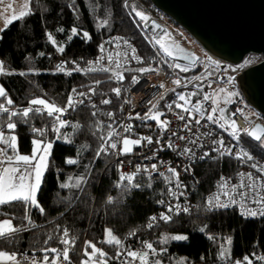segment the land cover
Returning a JSON list of instances; mask_svg holds the SVG:
<instances>
[{
	"label": "trees",
	"instance_id": "1",
	"mask_svg": "<svg viewBox=\"0 0 264 264\" xmlns=\"http://www.w3.org/2000/svg\"><path fill=\"white\" fill-rule=\"evenodd\" d=\"M142 1L150 6L155 15H160L149 0ZM29 4L31 14L14 20L0 35L3 37L0 39V61L6 71L12 73L0 75V84L7 93L6 98L0 97V103L9 108V113H0V131L6 138L12 135L17 137L19 154L22 155H31L33 139L51 141L53 147L37 195L45 213L41 215L38 209L30 208L32 224L29 225L28 220L23 219L25 210L22 205L13 203L0 206V221L11 219L15 227L23 229L11 238V242L0 239V251L15 252L17 256L44 255L43 249L48 247L62 251L63 245L59 243L58 237L67 228L70 236L76 238L75 247L70 251L72 264H81L87 259L84 255L85 241H91L107 252L108 257L105 259L108 264H123L124 255L117 259L116 247L103 242L106 238L105 229H111L126 249L142 251L144 241L152 243L157 251L166 249L161 255L149 258L150 262L160 259L162 264H180L181 261L183 264H235L236 261L246 264L243 258L248 256L253 264H264L255 259L256 256H264V217L244 218L233 210H205L206 199L217 179L230 172L233 163L229 160L213 158L196 164L194 170L199 185L191 192L197 204L196 209L185 214H173L172 221L167 224L158 220L149 229V218L158 217L163 211V205L157 201H165L167 183L163 179L152 178L149 181L147 176L139 175L136 176V182L141 184V188L131 191L123 185L118 188L116 185L121 174L114 158L104 154L98 159L95 156L102 143L99 137L106 136L109 130L107 125L111 123L116 130L121 122L120 109L124 95L134 86L132 76L140 78L147 73L123 71V95L117 97L112 91L117 86L109 73H80L73 69L93 59L101 40L113 35L133 42L143 60L142 64H133L126 69L149 65L157 67L149 38L132 11V6L137 8L135 0H127V8L124 6L125 0H30ZM73 27L77 28L79 34L69 41L67 37L71 35ZM83 32H87L91 39L82 38ZM48 34L53 36L58 45L65 47L63 54L58 53L48 41ZM61 63L66 71L72 72L71 75L56 71L57 65ZM20 72L26 75L21 76ZM97 80L100 81L98 86L95 83ZM205 82V79H198L192 85L170 91L159 102L157 110H163L168 100L178 102L177 93L187 96L197 92L198 95L191 98L190 104L194 105L201 99V91L197 86L202 88ZM73 88L78 93H89V89L94 88L95 94H90V98L79 97L72 93ZM70 95L85 102L75 105V110L68 108L63 114L61 118L68 124L60 129V139L56 138L57 133L52 130L56 121L46 112L42 115L30 113L26 123L20 115L12 117L11 122L17 126L14 131L7 129L10 112H22L30 106L31 99L43 98L57 106L66 107ZM9 98L13 101L12 105L7 104ZM102 99H109L111 103L103 105L100 103ZM94 111L97 112L96 116L92 115ZM108 112L114 114L112 120L108 119ZM256 116L260 123H264V117L257 112ZM76 124L79 128L74 129L72 125ZM143 127L155 131L146 125ZM33 128L41 129L43 135L34 133ZM64 137L70 138L71 143H66ZM239 144L254 158L264 161V147L247 135L240 137ZM2 148L6 146L2 144ZM6 150L9 155L12 154L11 149ZM69 158L76 159L78 163H66ZM81 176L85 181L81 184L82 190L72 187ZM62 183H68L70 187L61 188ZM149 183L151 188L148 187ZM109 196L113 197L111 204L106 202ZM201 228H205V231L201 232ZM133 231L136 235L129 238V233ZM49 235L53 239L45 244ZM173 235H185L188 239L160 243L164 236ZM209 236L213 239H208ZM222 248L229 250L224 260L219 258ZM48 255L50 259L53 256L51 253Z\"/></svg>",
	"mask_w": 264,
	"mask_h": 264
},
{
	"label": "snow or ice",
	"instance_id": "2",
	"mask_svg": "<svg viewBox=\"0 0 264 264\" xmlns=\"http://www.w3.org/2000/svg\"><path fill=\"white\" fill-rule=\"evenodd\" d=\"M0 3H3V0H0ZM125 8L129 7L127 4V0H125ZM10 8L11 5H8ZM24 7L26 9H29V11H20L19 15H13L11 19H5V29L16 19H22L26 17L27 15L31 14L30 11V4H25ZM132 11L135 13V16L139 18L140 21H147L149 18L141 11L136 10L135 6H132ZM154 27L159 28V25H155ZM3 31V30H0ZM60 31H64L63 29H60ZM78 30L76 27H73L71 29V35L67 37L69 41L72 40L74 36H77ZM167 34L165 35H158L154 36L152 38V42L154 45H158L157 53H163V62L168 64L170 68L173 70L179 69L180 72H188L190 68L192 67L191 64L189 65H182L180 63H175L176 60L187 58V55L182 48H180L179 45L170 44L168 40L165 38ZM3 37L0 36V39ZM82 38L86 40H90L91 37L87 32L82 33ZM47 39L51 44L56 48V51L58 53L63 54L65 51V47L63 45H58L57 41L53 38L51 34H48ZM123 40L122 37H114L110 41H106V43H112L115 41L116 47H120V41ZM123 43L128 47V49L131 52V59L137 61L138 63H143V60L141 57L136 55V49L132 47L127 40H123ZM100 51L104 52L105 48L104 45H99ZM43 55V53H41ZM119 57H123V63H121V60ZM104 59V57H100L99 60L96 61V64L99 65L100 62ZM109 64L105 67H89L88 69H81L80 67H75L73 71L81 72V71H87V72H95V71H103L105 73L111 72L112 75L119 81H123L124 75L123 71H136L140 74L149 73V72H155L159 74L160 68L156 67L153 68L150 65L147 67H141L138 69H126L124 68V64L128 62V52H117L116 58L109 55L107 57ZM75 63V62H73ZM91 63V62H90ZM192 63H196V58L192 57ZM57 72H64L67 75H71V71H66L65 66L63 63L58 64L56 68ZM0 74H6L11 75L12 73L9 71H6L4 64L2 61H0ZM19 75L24 76L26 73L20 72ZM211 73H209V76ZM199 79V78H198ZM132 83L136 84L139 83V78L137 76H132L131 78ZM96 85L98 86L100 81L97 80ZM173 83L179 87L182 83L180 79H175ZM186 86V85H185ZM211 87V84L208 85ZM160 88H165L164 84L159 85ZM199 88V91H203L200 86H197ZM112 91L115 93L117 97L121 94L120 88H113ZM170 91L175 92V88L170 89ZM72 93L76 94L79 97H85L90 98V94H95V89L91 88L89 89V93L85 92H77V89L73 88ZM220 93H224V104H227L233 96L236 95L235 92L226 91L224 88H220L219 92L213 93V94H205L203 95V101L204 102H210L212 107L210 113L206 116V119L208 122L212 124L218 125L219 128L223 129L224 131H228L229 135L237 141V144H239L240 135L241 133L246 134L247 136L251 137L253 140H255L261 147H264V127H261L260 125H256L255 127H245L241 129L237 122L235 120H231L225 115V109L220 106ZM198 95L197 92H192L188 94L187 96L181 93H177V97L179 101H183V104L176 103L175 107L182 110V112H191L195 111L196 113H200V119H196L195 123L197 125L200 124L201 119H204V105L203 102L198 101L195 105L192 106V108L187 107L191 103V98L193 96ZM0 97L6 98L7 93L3 87H0ZM160 99L164 98V94L161 93ZM84 99H74L72 95L68 97L67 105L66 107H60L55 104L50 103L49 101L43 99V98H34L29 101V107L24 108L22 112L18 113L16 111H11L8 116V123H7V129L9 131H14L16 128V123L11 122L12 117L20 115L21 117L25 118L23 122H27V119L30 116V113H37V114H43L44 112L47 113V116L53 117L56 123L53 125L52 130L57 133V139H60V129L67 126L68 122L63 120L61 117L63 114L68 110V108H72L75 110V105L77 104H84ZM127 102V101H126ZM13 101L9 98L7 99V104L12 105ZM103 105H108L111 103V100L109 99H102L100 101ZM151 103V102H150ZM93 108L96 107L95 104L92 105ZM169 111L172 110V104L167 105ZM157 103H152L151 108L148 110L147 113H145L143 116H141L139 113L136 114L137 119H140L142 121L146 120H154L156 122V126L161 130V132L167 131V126L170 123L168 120H162L161 117L164 115L163 112L157 111ZM236 111H241L240 109H237ZM0 113H9V108L5 107L3 103H0ZM218 114V115H217ZM93 116L97 115V112H92ZM113 113L108 112L107 117L109 120L113 119ZM232 115H235L233 113ZM129 119H132L133 117L129 116ZM180 120H184L185 117L183 115L179 116ZM223 121V123H221ZM99 124V122H98ZM207 126V125H205ZM74 129L79 128V125H72ZM121 127L123 128L124 132L128 133L132 130V125L129 124H122ZM107 128L109 129L105 135H101L99 139L102 141L99 149L96 151L95 156L98 159L101 154L107 155L109 153V150H113L114 154L118 155H130L133 152L134 147H140L142 146V141H146L148 145L153 144V139L151 136L147 137H140L138 139H132L129 136H121L113 127V125L110 123L107 125ZM184 128L188 131H191V121L187 122L184 125ZM230 129V131H229ZM32 131L34 133H40L43 135V131L41 129L33 128ZM211 133H205V135H210ZM172 135H176V133H173ZM180 140L187 139L185 136H179ZM200 139L199 135H197L196 139H191L189 142L193 145H197L198 140ZM64 140L66 143H71L70 138L64 137ZM157 145L160 144V140L157 139L155 141ZM214 145H219V147H214L212 151L218 152L221 156L228 155L233 156L232 148H225L224 147V140L223 138L219 140L212 141ZM0 144H4L6 148H0V165L3 167L0 168V206L5 205H12L13 203H17L19 205H22L25 210V215L23 219L28 220V224L31 225L32 221L29 215V209L30 208H36L39 210L40 214L43 215L45 213V209L39 204L37 195L40 191L42 178L44 175V172L47 170L48 167V158L51 155V149L53 147V142L48 141L45 142L41 139H33L32 144V152L31 155H22L19 154L18 149V142L17 137L15 135H12L9 138H6L3 131H0ZM117 144H120L121 147L119 149L118 153H115V150L117 149ZM199 147H202L203 145H198ZM168 148H174L173 143L171 140H169L167 144ZM235 147V146H234ZM6 149H11L12 154L9 155L8 151ZM223 149V151H221ZM159 151H163V147H160L158 149ZM79 154V153H78ZM156 153L153 152L152 157H145V159H154ZM179 155L190 156L191 159L196 158V153L193 151L192 148L185 147ZM209 156L208 152H204L203 155L199 157L200 160H204L206 157ZM235 158L240 161H253L254 157L252 154H250L247 151H239L235 154ZM66 163L70 165L77 164L78 161L76 159L69 158L66 160ZM123 163L122 161L120 162ZM161 163H163L161 161ZM251 168L255 169L257 173H259V176L254 177L252 172L248 173H241V183L239 185L231 186L229 187V184L227 181L224 180L223 177H221V182L219 183L218 187L221 189L220 194H213L211 197L207 199L205 210L206 211H213L215 209H227L229 207H232L234 205H239L240 208V215L248 218V217H264V192L261 191V189H264V165L258 164V163H252ZM87 168V166H85ZM145 172L148 174V180L150 181L152 179V173L158 172L157 164H152L151 168L144 167L141 169L139 165L136 167V171L133 173H123L121 172L119 182L117 183V187H121L122 185L126 188V190L131 191L132 189H139L141 188V184L136 182V176L141 172ZM183 171L191 173L192 168L191 166H186L183 168ZM167 172L171 173L170 176H166L165 173L161 172L159 173L160 176L164 177L165 180H167L169 183H172L173 178L175 179V189L169 188L168 193L176 200L179 199V197L186 196L185 191H180V189L184 188V185L180 182V172L177 171L174 167H168ZM247 178V183L244 182V178ZM85 182L84 177L81 176L76 179L75 183L71 185L72 187H75L77 189H81V184ZM126 182V184H124ZM61 188H69L70 185L68 183H62L60 185ZM148 187L151 188V183L148 184ZM238 189H248L249 191H239ZM82 190V189H81ZM221 195L227 197L225 200H221ZM246 201H250L252 204L257 205L256 208L248 207V204ZM108 204L113 203V197L109 196L107 197ZM158 204L164 205L166 207V211H162L159 213V216H152L149 218V223L147 224V227L149 229H152L157 221H163L165 224L172 221L173 214L179 215L181 212L189 213L190 208L188 206H181L179 203L173 204V203H167L165 204L164 200H158ZM63 214V212L61 213ZM22 228L15 227L13 225V222L11 219H3L0 221V239H3L4 241L11 242V238L14 237L18 232L22 231ZM57 230L59 231V225H57ZM201 232L205 231V228L200 229ZM136 235V232L133 231L129 233V238ZM105 240L104 243L115 246L116 251V258L119 259L122 255H125L129 259H125L123 261V264H134V262L139 261V264H162V261L160 259H154L150 262L149 256L156 257L160 255L162 252L166 251V249H162L161 253H158L156 248H154L153 244L147 241L143 242V248L144 251H135L131 249H126L125 245L123 244L122 240L118 238L116 235H114L113 231L111 229H105ZM53 237L51 235L48 236L47 240H45V244L48 243V241L52 240ZM59 243L63 245L62 251L56 247H48L43 249L44 256L42 261L38 262L36 260L35 255L31 258L27 254L23 256V261L27 262V264H60V261L62 259L63 262H66V264H72L71 257H70V251L75 247V237H71L69 230L67 228H64L62 231V234L58 237ZM188 237L185 235H173V236H164L160 243L166 244L169 240L174 241H184L187 240ZM208 239H213L212 236H209ZM228 244H231V239L228 240ZM88 249H91V251H88ZM48 253L53 254L52 258H49ZM84 255L87 257L86 260L81 261V264H108L106 257H108V253L103 251L102 249L98 248L96 244L92 243L91 241H85V250ZM229 255V250L222 248L220 252L219 258L221 260H224ZM256 260H259L261 262H264V256H256ZM244 262L246 264H253L252 259H250L248 256H245L243 258ZM0 264H22L20 260L17 259V254L15 252L8 253L6 251H0ZM180 264H183V261L180 262ZM235 264H241V261H236Z\"/></svg>",
	"mask_w": 264,
	"mask_h": 264
},
{
	"label": "built area",
	"instance_id": "3",
	"mask_svg": "<svg viewBox=\"0 0 264 264\" xmlns=\"http://www.w3.org/2000/svg\"><path fill=\"white\" fill-rule=\"evenodd\" d=\"M137 5L136 10L143 12L149 19L145 21H140L138 17L137 20L141 23V27L143 32L148 36L151 49L155 55L157 60V67L160 68L159 74L155 72H149L142 77L139 78V83L134 84V86L129 90V92L124 95V101L121 106V122L117 127L116 131L121 136H129L132 139H138L140 137L151 136L153 139V144L148 145L146 141H142V146L134 147L133 152L130 155H118L114 154L113 150H109L107 155H110L114 158V163L116 164V168L118 172L123 173H133L136 171L137 165L143 169L144 167L151 168L152 164H157L158 172L152 173V178L154 179H163L167 183V197L165 199V204L167 203H179L181 206H188L190 208V212L195 210L197 207L196 201L192 199L191 192L196 189L199 185V180L194 170V166L198 163L207 161L209 159L218 158V159H227L233 164L230 172L222 174L216 181L213 190L208 195L207 199L211 197L213 194H220L221 189L218 187L221 182V177L224 178L225 181L228 182L229 187L239 185L241 183V173L252 172L254 177L259 176V173L255 171V169L251 168L252 163H258L264 165V161H260L254 158L253 161H240L235 158V154L241 150L244 151V148L241 144H237L236 140H234L228 133V131H224L219 128L218 125L212 124L207 121L206 116L211 111V103L203 101V95L205 94H213L219 92L220 88H224L226 91L235 92L236 95L232 97V99L224 104V93H220V106L225 109V115L231 120H235L241 129L245 127H253L256 123H259L258 118L256 116V111L246 102L243 97L239 83L238 77L241 75L246 69L253 67L255 65L260 64L264 61V57L259 54H250L246 56L242 63L238 65L227 64L210 53L200 49L193 43H190L186 37V33L183 31L172 30L170 27L165 25L160 19H158L154 13L148 8V6L143 3L141 0H135ZM134 13V12H133ZM135 15V13H134ZM155 25H159V28L154 27ZM165 38L168 40L170 44L179 45L180 48L184 50L187 55V58L178 59L175 63H180L182 65L191 64L192 67L188 72H180L179 69L173 70L168 66V64L163 62V53H157L158 45H154L152 42V38L158 35H165ZM114 37H122L119 35H113L109 37H104L99 45L103 44L105 51L101 52L99 45L97 48V54L93 59H90L87 63L82 66H79L81 69H88L89 67H105L108 66L109 61L107 57L109 55L116 58V53L119 52H128V62L124 64V68H128L133 64H139L137 61L131 59V52L128 47L123 43V40H127L129 44L136 49V55L139 56L138 49L136 45L130 40L123 38L120 41V47H116L115 41L112 43H106V41L112 40ZM100 57H104V59L100 62L99 65L96 64V61L99 60ZM140 57V56H139ZM192 57L196 58V63H192ZM121 63H123L124 58L119 57ZM91 62V63H90ZM95 72H103V71H95ZM80 73H90L87 71H81ZM117 88L121 89V95H123L122 85L125 82V77L123 81L117 80L111 72H108ZM209 73L211 75L209 76ZM124 75V74H123ZM205 79L206 82L203 84L201 91V99L200 102H203L205 112L204 119H201L199 125L195 123L196 119H200V114L195 111L191 112H182L181 109L176 108L175 104L183 102H175L173 100H168L165 104V108L163 110H156L160 112H164L165 116L162 120H168L170 123L167 126V131L161 132V130L156 127L155 124L147 125L144 121L135 118L136 114L139 113L143 116L148 110L151 108L152 103H157L162 100L160 99L161 93L164 94V98L167 93L170 92V89L175 88V90L179 88H184L189 85H192L196 80ZM175 79H180L182 81L181 85L177 87L173 81ZM164 84L165 88H160L159 85ZM211 84V87L208 85ZM186 85V86H185ZM163 98V99H164ZM178 99V97H177ZM127 101V102H126ZM151 102V103H150ZM197 102L194 103V105ZM172 104V110L169 111L167 105ZM193 105L189 104L187 107L192 108ZM240 109L241 111H236ZM235 113V115H232ZM183 115L185 117L184 120H180L179 116ZM218 115V114H217ZM133 117L129 119L128 117ZM191 121V131H188L184 128V125ZM223 123V121H221ZM122 124L132 125L131 132H124L121 127ZM264 124V123H263ZM143 125L152 127L155 131L144 129ZM207 125V126H205ZM230 131V129H229ZM176 133V135H172ZM205 133H211L210 135H205ZM197 135H199L200 139L197 142V145L191 144L189 141L191 139H196ZM246 135L241 133L240 137ZM179 136H185L187 139L180 140ZM223 138L224 147L232 148L233 156L224 155L221 156L218 152L212 151L214 147H219V145H214L212 141L219 140ZM159 139L160 144L157 145L155 141ZM171 140L174 145V148H168L167 144ZM198 145H203L199 147ZM235 146V147H234ZM121 145L117 144V149L115 153L119 152ZM163 147V151H159L158 149ZM192 148L196 153V158L193 160L190 156L185 155L181 156L179 153L185 148ZM223 151V149H221ZM153 152L156 153L154 159H145V157H152ZM204 152H208L209 156L204 160H200L199 157L203 155ZM123 162L122 164L120 162ZM161 161L163 163H161ZM191 166V173L183 171V168L186 166ZM168 167H174L180 172L179 180L184 185V188L180 189V191H185L186 196L179 197L178 200L174 199L169 193L168 189H175V179L173 178L172 183H169L164 177L160 176L159 173L163 172L166 176H170L171 173L167 172ZM145 175L148 177V174L141 171L137 176ZM244 182L247 183V178L245 176ZM239 191H249L248 189H238ZM264 192V189H261ZM206 199V200H207ZM227 197L221 195V200H225ZM248 207L256 208L257 205L252 204L250 201H246ZM163 211H166V207L163 205ZM219 211L223 210H233L236 211L240 215L239 205H234L227 209H215ZM180 214H185L181 212ZM241 216V215H240ZM243 217V216H242ZM259 217V216H257ZM255 217V218H257ZM245 218V217H244ZM253 218V217H248ZM143 249L142 251H144ZM161 253V251H157ZM162 254V253H161ZM160 254V255H161ZM25 254H21L17 256V259L22 262V264H27V262L23 261V256ZM29 258L33 256V254H27ZM36 260L38 262L42 261L44 255L34 254ZM150 257H153L149 256ZM127 257L123 256V261ZM130 261V258H127ZM131 264V262H130ZM134 264H139V261L134 262Z\"/></svg>",
	"mask_w": 264,
	"mask_h": 264
},
{
	"label": "water",
	"instance_id": "4",
	"mask_svg": "<svg viewBox=\"0 0 264 264\" xmlns=\"http://www.w3.org/2000/svg\"><path fill=\"white\" fill-rule=\"evenodd\" d=\"M149 1L204 51L227 64L238 65L250 54L264 57V0ZM238 83L246 102L264 117V61L246 69ZM144 123L156 125L154 120Z\"/></svg>",
	"mask_w": 264,
	"mask_h": 264
},
{
	"label": "rangeland",
	"instance_id": "5",
	"mask_svg": "<svg viewBox=\"0 0 264 264\" xmlns=\"http://www.w3.org/2000/svg\"><path fill=\"white\" fill-rule=\"evenodd\" d=\"M11 1L12 2L7 3V0H3V3H0V30H4L5 29V23H4V21H5L6 18L7 19L10 18V17H8V14H10L11 10H13V9L16 10L17 11V16L19 15V12L22 11V10L23 11H28V9H26L24 7V5L25 4H29V1L30 0H11ZM145 4L150 9V6L146 2H145ZM8 5H11V7L9 8ZM155 16L158 19H160L165 25H167L168 27H170L172 30H174V31L177 30V31H183V32H185L180 27H178L175 23H173V21L171 19H169L168 17H166L165 15H163L161 12H160V15H158V16L155 15ZM1 32L2 31H0V35H1ZM186 37H187V39H188V41L190 43H193L194 45H196L197 47H199L200 49H202L198 44L195 43V41L192 39V37H190V35H188L187 33H186ZM56 62H57V60H56ZM198 114H200V113H198ZM204 115H205V112H204ZM51 152H52V149H51ZM49 158H48V161H49ZM0 167H1V165H0ZM44 174H45V172H44ZM43 177H44V175H43ZM42 180H43V178H42ZM149 260H151V259H149Z\"/></svg>",
	"mask_w": 264,
	"mask_h": 264
},
{
	"label": "crops",
	"instance_id": "6",
	"mask_svg": "<svg viewBox=\"0 0 264 264\" xmlns=\"http://www.w3.org/2000/svg\"><path fill=\"white\" fill-rule=\"evenodd\" d=\"M10 2H12V1L11 0H7V3H10ZM14 14L17 15V11L13 9V10H11L10 14H8V17H10L8 19H11ZM0 87H2L1 84H0ZM0 148H2V144H0ZM2 167L3 166L1 165L0 168H2ZM60 264H66V262H63L62 259H61Z\"/></svg>",
	"mask_w": 264,
	"mask_h": 264
}]
</instances>
